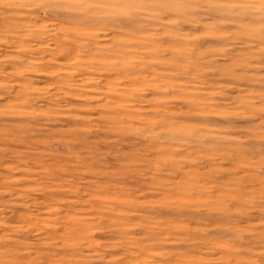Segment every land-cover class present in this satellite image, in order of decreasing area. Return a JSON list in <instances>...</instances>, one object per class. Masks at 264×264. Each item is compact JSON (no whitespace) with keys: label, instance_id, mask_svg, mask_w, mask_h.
I'll use <instances>...</instances> for the list:
<instances>
[{"label":"rangeland","instance_id":"obj_1","mask_svg":"<svg viewBox=\"0 0 264 264\" xmlns=\"http://www.w3.org/2000/svg\"><path fill=\"white\" fill-rule=\"evenodd\" d=\"M0 264H264V0H0Z\"/></svg>","mask_w":264,"mask_h":264},{"label":"bare ground","instance_id":"obj_2","mask_svg":"<svg viewBox=\"0 0 264 264\" xmlns=\"http://www.w3.org/2000/svg\"><path fill=\"white\" fill-rule=\"evenodd\" d=\"M46 239V238H45Z\"/></svg>","mask_w":264,"mask_h":264}]
</instances>
